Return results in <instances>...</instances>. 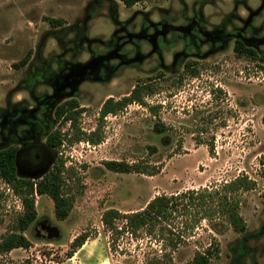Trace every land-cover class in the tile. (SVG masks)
<instances>
[{
  "label": "rangeland",
  "instance_id": "1",
  "mask_svg": "<svg viewBox=\"0 0 264 264\" xmlns=\"http://www.w3.org/2000/svg\"><path fill=\"white\" fill-rule=\"evenodd\" d=\"M48 18L61 23L52 26ZM236 39L255 54L237 55ZM28 53L25 65L14 66ZM192 68L197 76H189ZM138 82L155 89L146 100L160 105L156 114L131 103L104 118L100 143L64 144L59 155L77 172L67 180L74 205L59 220L52 200L36 195L37 217L25 231L32 246L2 256L4 264H145L157 244L126 233L112 241L100 219L107 206L137 209L157 192L241 173L257 181L242 195L246 231L217 234L204 221L184 234L173 260L186 263L212 233L220 243L212 264H264V0H141L132 6L122 0H0V150L16 146L20 154L39 145L47 171L55 152L46 135L73 131L69 122L55 120L59 104L75 99L85 109L77 122L88 133L104 100L127 95ZM155 123L166 130L156 133ZM200 141L213 142L212 155ZM105 160L158 172H114ZM16 167L20 176H40V169ZM5 189L0 178V236L23 212ZM43 220L56 229L51 238L35 230ZM82 230L91 233L87 244L68 257Z\"/></svg>",
  "mask_w": 264,
  "mask_h": 264
},
{
  "label": "trees",
  "instance_id": "2",
  "mask_svg": "<svg viewBox=\"0 0 264 264\" xmlns=\"http://www.w3.org/2000/svg\"><path fill=\"white\" fill-rule=\"evenodd\" d=\"M127 6L141 0H122ZM52 26L60 25L56 18H48ZM237 55H254V49L247 47L245 43L236 39L233 47ZM30 53L25 55L14 66L21 67L29 60ZM188 66V65H187ZM199 70L192 68L189 76H197ZM155 89L149 83L138 82L131 91L118 99L108 97L101 104L98 112V124L95 129L86 133L82 131L77 120L85 109L79 107L75 99H70L59 104L54 110L55 120L69 122L71 133L60 130L50 131L45 138L49 148L54 149L55 157L51 167L36 179L20 176L17 172L16 160L18 148L9 146L0 150V178L8 183L14 193L22 202L23 212L19 215L15 225L0 236V264H4L1 257L15 248L28 249L32 241L26 236L25 231L36 219V195L48 196L54 207L55 217L64 220L68 217L75 200V195L68 185V179L77 174L72 166H66V158L59 155V149L64 145H72L74 142L87 141L98 144L103 139L104 118L109 114L122 111L131 103H138L147 107L155 115L160 105H150L146 98L152 96ZM264 123V115L262 116ZM153 129L156 133H163L164 125L155 123ZM205 143L209 147V154L214 151L213 142ZM106 169L114 172H138L153 176L158 171L146 172L138 163L127 164L122 161L105 160ZM259 176L264 180V166L259 171ZM80 179V178H78ZM257 181L245 173L234 178L197 188L154 195L143 207L122 212L114 207L105 208L100 216L101 223L106 231L116 241L122 234L128 231L134 239L143 237L152 240L158 248L151 256L145 259V264H175L173 252L185 243L184 234L190 235L197 229L203 228V222L207 228L217 234H222L229 229L237 233H244L247 222L241 214L243 204L242 195L254 190ZM91 233L82 230L76 234L69 244L67 256L71 257L80 248ZM220 257V243L211 233L209 243L202 249L196 250L190 260L184 264H212V259ZM24 264V263H23Z\"/></svg>",
  "mask_w": 264,
  "mask_h": 264
},
{
  "label": "flooded vegetation",
  "instance_id": "3",
  "mask_svg": "<svg viewBox=\"0 0 264 264\" xmlns=\"http://www.w3.org/2000/svg\"><path fill=\"white\" fill-rule=\"evenodd\" d=\"M20 154L18 158L21 159H19V163L22 171L38 170L46 163L44 149H42L39 145H28L21 151Z\"/></svg>",
  "mask_w": 264,
  "mask_h": 264
},
{
  "label": "water",
  "instance_id": "4",
  "mask_svg": "<svg viewBox=\"0 0 264 264\" xmlns=\"http://www.w3.org/2000/svg\"><path fill=\"white\" fill-rule=\"evenodd\" d=\"M19 153H17V160H16V164L19 166ZM42 168V169H41ZM40 168V172L39 175L41 176V174L43 172H45V167H41ZM35 230L39 231L38 234L40 233L42 237L44 238H51L53 235L56 234V229L47 221V220H43L39 223L36 224L35 226Z\"/></svg>",
  "mask_w": 264,
  "mask_h": 264
},
{
  "label": "crops",
  "instance_id": "5",
  "mask_svg": "<svg viewBox=\"0 0 264 264\" xmlns=\"http://www.w3.org/2000/svg\"><path fill=\"white\" fill-rule=\"evenodd\" d=\"M157 193H158V192H157ZM157 193H156V194H157ZM154 195H155V194H154ZM154 195H152L150 198H148L147 201H146L143 205L139 206L137 209L143 207V206H144V205H145V204H146V203H147V202H148V201H149ZM108 207H113V206H107L106 208H108ZM116 207H117V206H115L114 208H116ZM117 209L120 210V211H122V212H129V211L137 210V209H134V208H131V207L124 208V209H123V208H118V207H117ZM103 228H104V227H103ZM75 235H76V234H75ZM75 235H74V236H75ZM72 239H73V238H72ZM87 242H88V241L86 240L85 243L80 247V250H81L82 248H84V245L87 244ZM15 249H17V248H15ZM13 250H14V249H13ZM13 250H11L9 253H11Z\"/></svg>",
  "mask_w": 264,
  "mask_h": 264
},
{
  "label": "built area",
  "instance_id": "6",
  "mask_svg": "<svg viewBox=\"0 0 264 264\" xmlns=\"http://www.w3.org/2000/svg\"><path fill=\"white\" fill-rule=\"evenodd\" d=\"M2 182H3V184H4L5 187H6L5 190H7V191H11L13 197L17 199V201L20 203V205H22L21 200H20V199L18 198V196L14 193L12 187H11L8 183H6L5 181L2 180ZM125 233H126V234H130L128 231H126ZM130 235H131V234H130Z\"/></svg>",
  "mask_w": 264,
  "mask_h": 264
}]
</instances>
